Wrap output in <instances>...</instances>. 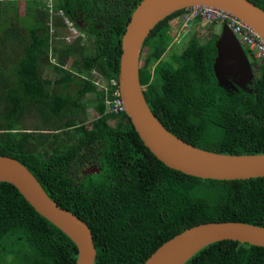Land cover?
I'll list each match as a JSON object with an SVG mask.
<instances>
[{"label":"trees","instance_id":"trees-1","mask_svg":"<svg viewBox=\"0 0 264 264\" xmlns=\"http://www.w3.org/2000/svg\"><path fill=\"white\" fill-rule=\"evenodd\" d=\"M140 1L26 0L25 17L14 8L10 21L0 23L9 63L0 77L11 81L0 90V154L25 164L60 206L89 224L95 264H143L162 243L204 222L264 226V177L205 179L171 168L144 144L125 111H107L95 79L115 87L121 38ZM251 1L264 9V0ZM187 9L160 21L144 42L141 59L146 51L149 59L140 79L151 109L197 147L264 153V61L252 63L258 75L251 90H226L213 67L219 33L199 42L189 32L182 52L165 58L179 44L171 29ZM71 21L93 36L90 45L81 34L67 39ZM93 164L100 171L85 174ZM77 256L70 237L16 186L0 181V264H76ZM185 264H264V246L221 240Z\"/></svg>","mask_w":264,"mask_h":264},{"label":"water","instance_id":"water-1","mask_svg":"<svg viewBox=\"0 0 264 264\" xmlns=\"http://www.w3.org/2000/svg\"><path fill=\"white\" fill-rule=\"evenodd\" d=\"M197 5L228 11L264 38V9L251 0H141L121 38L118 79L125 112L144 144L171 168L205 179L264 177V153L230 154L197 147L172 133L144 94L140 68L145 40L164 18ZM218 33L213 67L219 85L226 90H251L255 72L246 46L227 24L221 25ZM100 169L93 164L83 172L97 173ZM0 181L16 186L37 212L70 237L78 248L76 264H95L97 248L89 224L60 206L25 164L0 154ZM226 239L264 246V226L243 221L200 223L162 243L143 264H185L203 247Z\"/></svg>","mask_w":264,"mask_h":264},{"label":"built area","instance_id":"built-area-1","mask_svg":"<svg viewBox=\"0 0 264 264\" xmlns=\"http://www.w3.org/2000/svg\"><path fill=\"white\" fill-rule=\"evenodd\" d=\"M197 19L207 22L227 24L237 35L239 41L253 51L258 59L264 61V38L237 16L223 9L204 5L188 7L183 14L184 23L187 24ZM98 78L101 77L98 76ZM96 83L99 84L106 93L108 112L120 113L125 111L121 90L119 88V79L112 81L115 87L107 84V82H105L106 85H102L98 79L96 80Z\"/></svg>","mask_w":264,"mask_h":264},{"label":"rangeland","instance_id":"rangeland-1","mask_svg":"<svg viewBox=\"0 0 264 264\" xmlns=\"http://www.w3.org/2000/svg\"><path fill=\"white\" fill-rule=\"evenodd\" d=\"M1 3L3 5V8H7V7H10L9 8V13L5 14V16L3 17H0V23L2 22H7V21H10V19L13 17L14 14H12V9L13 8H16V11L18 10V7H19V10H18V14L21 16V17H25L24 14H26V0H1ZM8 3H11V4H8ZM10 5V6H9ZM1 8V6H0ZM12 8V9H11ZM8 10V8L6 9ZM11 13V14H10ZM8 18V19H7ZM17 18H19V16H17ZM18 20V19H17ZM206 24L203 25L201 27V29H197L195 30L198 34V37L200 38L199 42H205L209 39V37H211L213 35L214 32H219L220 30L218 28H213L215 24H212V22H206L204 21ZM25 25L27 26L28 25V22L25 23ZM68 25V28H67V34L69 36V38L67 39H70V38H73V37H76L78 35H82V40L83 42H88V44L90 45V42L91 40L93 39V36L84 33L83 30H81L80 28H76L75 25L73 26L71 22H69ZM219 28L221 29V26H219ZM82 31V32H81ZM188 40H189V37L187 36L186 38H184L182 40V42H176V46H173L172 48H170V50L166 53V55L164 56L165 58H167L166 56H170V54L173 52V51H177V53H180L182 52V50L184 49V47L186 46V44L188 43ZM249 53V57L251 59V61H253V56L250 52ZM255 57H256V54L254 53ZM257 58V57H256ZM143 59L146 60V59H149V55H148V52L146 51L144 56H143ZM141 60V63L144 62V60ZM260 61H262L261 59H259ZM47 71H49V68H47ZM255 75L257 76L258 74L255 73ZM100 83L102 85H106L105 81L102 79V78H97ZM97 113L94 109H90L89 110V118H93L94 116H96ZM34 116H31L30 115L27 117V120L28 121H31V118H33Z\"/></svg>","mask_w":264,"mask_h":264},{"label":"crops","instance_id":"crops-1","mask_svg":"<svg viewBox=\"0 0 264 264\" xmlns=\"http://www.w3.org/2000/svg\"><path fill=\"white\" fill-rule=\"evenodd\" d=\"M8 4H11V3H8ZM0 6H1L0 13H1L2 16H5V14L9 13L8 11H9L10 7H7L8 10H6V13H3L4 8H3V5L1 3V0H0ZM13 10H14V8L12 9L11 13L15 14L13 12ZM18 10H19V7H18ZM18 10H17V15H18ZM178 21L179 22H177V24L174 25L175 27L171 29V35L173 36L174 41H177V42H182V40L187 37V34L189 32H190V37L191 36H197L198 37V34H197V32L195 30H197L198 28L201 29V27L206 24L204 22V20H199L198 19V20H193V21L187 23L186 25H184L181 16L178 17ZM219 26H221V25L215 24L213 28H218L220 30ZM214 33H218V32H214ZM199 40H200V38H199ZM248 52H250L252 54L253 59H254L251 62L252 63H256L257 59H256L254 53L251 50H248ZM8 64L9 63H8V60L5 57L4 50L0 46V70L2 69L3 73H7L6 72V68H7ZM256 65H258V63H256ZM253 67H255V69H256L257 66H253ZM98 76H100V75H98ZM9 84H11V81H9L7 77H4V76L0 77V90L1 89H5L7 87V85H9Z\"/></svg>","mask_w":264,"mask_h":264},{"label":"flooded vegetation","instance_id":"flooded-vegetation-1","mask_svg":"<svg viewBox=\"0 0 264 264\" xmlns=\"http://www.w3.org/2000/svg\"><path fill=\"white\" fill-rule=\"evenodd\" d=\"M86 19H85V17L84 16H82V15H79L78 17H77V23H78V25L80 26V27H82V28H86L87 26V24H88V22L86 21Z\"/></svg>","mask_w":264,"mask_h":264},{"label":"clouds","instance_id":"clouds-1","mask_svg":"<svg viewBox=\"0 0 264 264\" xmlns=\"http://www.w3.org/2000/svg\"><path fill=\"white\" fill-rule=\"evenodd\" d=\"M198 20V19H197ZM199 20H201V19H199ZM183 21V20H182ZM207 22V21H206ZM71 23H72V21H71ZM73 25H74V23H72ZM183 24L184 25H186L185 23H184V21H183ZM212 24H218V25H223V24H221V23H217V22H212ZM246 48H248V47H246ZM253 52V51H252ZM254 53V52H253ZM258 59V58H257ZM96 80L97 79H95V82H96Z\"/></svg>","mask_w":264,"mask_h":264}]
</instances>
